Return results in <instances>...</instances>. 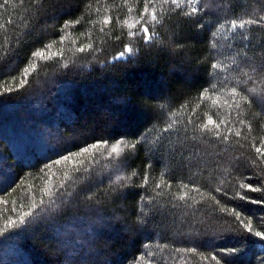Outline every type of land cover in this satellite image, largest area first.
I'll use <instances>...</instances> for the list:
<instances>
[{
    "label": "trees",
    "instance_id": "obj_1",
    "mask_svg": "<svg viewBox=\"0 0 264 264\" xmlns=\"http://www.w3.org/2000/svg\"><path fill=\"white\" fill-rule=\"evenodd\" d=\"M256 147L264 0H0V264H264Z\"/></svg>",
    "mask_w": 264,
    "mask_h": 264
},
{
    "label": "snow or ice",
    "instance_id": "obj_2",
    "mask_svg": "<svg viewBox=\"0 0 264 264\" xmlns=\"http://www.w3.org/2000/svg\"><path fill=\"white\" fill-rule=\"evenodd\" d=\"M164 2L167 3L168 0H164ZM197 2H198V0H187V3H188L189 5H195ZM5 3H7V0H5ZM171 3L174 4V5H176V7H180L181 5H183V4L185 3V0H171ZM145 11L147 12L148 9L146 8ZM196 11H197V9H196L195 7H192V8H191V11L188 12V13H186V14H187V15H192V14H194ZM153 19H155V16H153ZM244 23H246V22H241L240 27H243V24H244ZM130 26H131V25H130ZM235 26H236V24H235V22H233V27H235ZM141 31L144 33V36H145L146 41L151 40V38H152V34L149 32V29H148L147 27H143V28L141 29ZM133 35H134V33H133ZM125 52H131V48H125ZM125 52H122V53L120 54L121 57L124 56ZM34 55H35V56H41V57H42V56L44 55V53H42V52H37V53H34ZM213 67H217V65H213ZM221 123H223V121H222ZM241 123H243V121H241ZM209 125H214L216 128H219V127H220V125H219V124H216L215 121L212 120L211 117H209L207 123L201 125V127L206 129V128H208ZM209 130H211V129H209ZM229 131H231V129H229ZM235 134H236V135H240L239 132H236ZM225 139H227V137H225ZM93 147H95V146H93ZM119 149H120V144L117 143L116 145L112 146V149H111V150H112V152H118ZM255 150H256L257 153H261L262 155H264V152H262L261 147H256ZM84 151L87 152L88 149H84ZM65 159H67V157H65ZM248 187L251 189V186H250V185H249ZM252 190H255V189H252ZM181 199H183V197H181ZM255 234H256L257 236H261L262 238H264V233L256 232Z\"/></svg>",
    "mask_w": 264,
    "mask_h": 264
},
{
    "label": "rangeland",
    "instance_id": "obj_3",
    "mask_svg": "<svg viewBox=\"0 0 264 264\" xmlns=\"http://www.w3.org/2000/svg\"><path fill=\"white\" fill-rule=\"evenodd\" d=\"M128 53H129V52H126V53L124 54V56H126V54H128ZM124 56H123V57H124ZM119 57H121V55H119Z\"/></svg>",
    "mask_w": 264,
    "mask_h": 264
}]
</instances>
